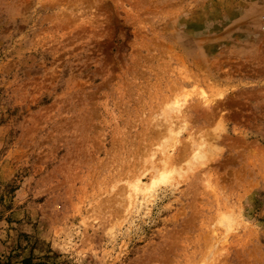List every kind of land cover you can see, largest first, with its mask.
I'll return each mask as SVG.
<instances>
[{
  "label": "rangeland",
  "instance_id": "obj_1",
  "mask_svg": "<svg viewBox=\"0 0 264 264\" xmlns=\"http://www.w3.org/2000/svg\"><path fill=\"white\" fill-rule=\"evenodd\" d=\"M0 264H264V0H0Z\"/></svg>",
  "mask_w": 264,
  "mask_h": 264
},
{
  "label": "bare ground",
  "instance_id": "obj_2",
  "mask_svg": "<svg viewBox=\"0 0 264 264\" xmlns=\"http://www.w3.org/2000/svg\"><path fill=\"white\" fill-rule=\"evenodd\" d=\"M184 102L185 101L180 102L179 100H172L170 103H168L167 106L165 107L166 108V110L164 112L165 118L169 119V118H171L170 115H172L173 113L179 112L180 111V107H181L180 103H184ZM178 133H176V134H178ZM173 139H174V137H173ZM197 155H199V154H197ZM201 159H202V156H199L198 160L202 161ZM171 172H172V170H171ZM168 173H169L168 164L165 161L163 169L160 170V171H157L156 175L152 177L151 184L156 185V184L164 183V182L168 181V179H169V174ZM223 222L224 223L228 222V224H229L230 218L229 217L225 218V220H223Z\"/></svg>",
  "mask_w": 264,
  "mask_h": 264
}]
</instances>
